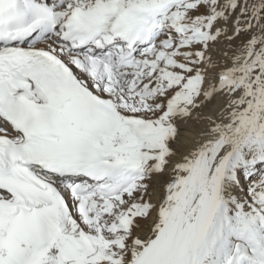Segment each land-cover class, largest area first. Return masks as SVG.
Segmentation results:
<instances>
[{"label": "snow or ice", "instance_id": "snow-or-ice-1", "mask_svg": "<svg viewBox=\"0 0 264 264\" xmlns=\"http://www.w3.org/2000/svg\"><path fill=\"white\" fill-rule=\"evenodd\" d=\"M0 264H264V0H0Z\"/></svg>", "mask_w": 264, "mask_h": 264}]
</instances>
